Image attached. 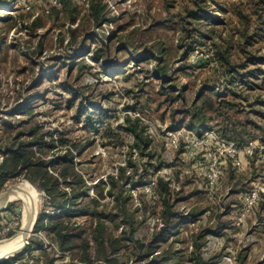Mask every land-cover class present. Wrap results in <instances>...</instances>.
Returning a JSON list of instances; mask_svg holds the SVG:
<instances>
[{
	"label": "rangeland",
	"instance_id": "1",
	"mask_svg": "<svg viewBox=\"0 0 264 264\" xmlns=\"http://www.w3.org/2000/svg\"><path fill=\"white\" fill-rule=\"evenodd\" d=\"M259 1L9 0L0 5V165L3 149L38 138L49 148H36V157L54 163L67 151L59 144L67 137L78 148L73 156L88 185L85 195L95 199L93 187L104 181L106 196L107 176H116L121 166L130 175L131 161L134 180L146 178L142 186H126L133 239L140 247L150 245L163 227L167 206L184 220L156 240L151 255L140 249L135 253L134 245L127 244L115 255L117 264H194L197 255L208 264H264V106L250 107L264 100V92L245 90L239 100L204 62L208 52L203 40L189 52L191 40L186 38V29L198 23L205 32L211 20L233 19L235 23L226 21L227 30H244L234 10L240 3L248 5L247 10ZM92 5L101 8V19L94 20ZM197 15L201 19L191 20ZM253 31L248 27L245 33L259 41L264 55V41ZM157 68L166 75H158ZM201 90L214 92L213 99L222 97L234 107L216 105L219 112L210 113L209 100L201 101L208 118L198 133L189 129L187 114L194 104L201 105ZM246 97L248 102L242 100ZM126 120L138 121L154 158L132 148L135 142L129 133L101 138L106 127L125 129ZM32 128L36 132L29 137ZM250 144L252 154L246 152ZM12 176L0 194L29 182L23 174ZM30 184L37 207L28 244L0 264H37L32 257H38L39 249L51 258L62 257L56 264H75L76 252L58 251L45 227L35 229L42 212H54L44 206L46 195ZM166 186L168 195L163 192ZM106 202V197L101 200ZM0 213L3 242L24 227L22 203L9 202ZM84 221L78 219L80 224ZM104 223L113 236L128 229L122 217L114 222L118 227L106 218Z\"/></svg>",
	"mask_w": 264,
	"mask_h": 264
},
{
	"label": "trees",
	"instance_id": "2",
	"mask_svg": "<svg viewBox=\"0 0 264 264\" xmlns=\"http://www.w3.org/2000/svg\"><path fill=\"white\" fill-rule=\"evenodd\" d=\"M8 1H0V5L9 4L6 3ZM247 7L249 6H243L240 3L238 9L234 10L238 16V18H235L236 21L244 28L242 31L235 30L232 27L230 30H227L228 23L226 21L235 23L233 19L226 20V24L223 27L222 25L225 22L222 23L219 20L214 22L211 20L205 32L200 30V24L198 23L196 27L193 26V29H186V38L191 40V45L188 47L189 52L192 51L195 45L201 46L203 40V45L207 47L208 52L204 62L207 65L213 66V71L225 80L226 85L235 90V94H238L240 97H238L239 100L243 96L240 92H244L245 90H253L254 93L264 92V55L260 52L263 47H257L259 41L250 39L253 37L245 33L248 27L249 29L253 28L254 31L252 33H254V37L259 35L260 39L264 41V0L253 3L250 9L244 10ZM92 10V16L93 18L95 17L94 20L101 19V8L92 5ZM227 12L229 11L227 10ZM197 16L198 18H190L191 20L201 19L200 15ZM8 19L7 24L12 21L10 17ZM71 33L72 39H74L77 30L73 29ZM98 51L100 50L94 52L96 53V58L101 57ZM157 73L158 75L165 76L167 72L157 68ZM212 94L214 92L209 93L205 90H201L199 93L197 102H200L201 105L194 104L191 113L187 114L190 120V123H187L189 129L200 133L207 126L204 124L208 117L205 115V108L201 102L203 100H209L207 110L210 113L219 112L217 106L227 109L234 107L233 103L223 101L222 97L213 99ZM246 96L249 97V95ZM247 97L242 100L248 102ZM214 100L218 101L214 102ZM257 105L264 106V100H255V103L250 104V107ZM77 113L79 116L83 115L81 111ZM35 132L36 129L32 128L29 132V137H33ZM121 133H129L133 136L135 144L132 148L137 149L141 156L154 158L153 155L147 152L151 144L143 135V131L139 129L138 121L131 122L130 120H126L125 129L117 128L116 130H112L110 127H106L102 131L101 138L108 140L117 136L116 134L123 136ZM223 133V135H226L225 131ZM14 140H17V138L14 137ZM59 144L67 148V151L61 157H58L54 163L52 161L46 162L42 158L36 157L38 154L36 148H49V145L41 142V138L30 143H14L3 149L4 159L0 165V189L2 188V184L11 178L10 176L15 175L17 177L23 174L25 179L38 190L42 191L46 195L44 206L49 208L48 212H54V214L46 215V213L42 212L38 222L35 224V229L38 230L45 227V233L50 236L52 243L58 251L63 253L76 252L73 255V259L76 260L74 261L75 264H117V257L115 255L124 246L126 248L127 244L134 245L132 247H134L135 253L136 250L140 249L147 256L148 254L151 255L154 252V245L158 238H165V235L170 234L171 230L183 224L182 220H184V216L173 211L171 205H166L167 207L163 214L164 224L160 230L154 233V243L152 240L150 245L146 247L141 245L140 247L139 241L133 239V219L127 211V205H129L131 196L127 194L128 190L126 186L136 187L137 184L142 186L146 183V178L138 176L134 180L136 170L133 169L131 161H128V166L132 168L130 175L126 176L125 167H119L116 176H107V181L109 182L106 196L103 193L105 183L104 181H100L93 187L95 199L88 197V195H85L88 185H86V181L80 171L75 168L77 163L74 161L73 150L76 153L78 152L76 144L67 137L59 139ZM79 148L83 149L82 146H79ZM50 165L52 166L49 167ZM154 169L156 170V168ZM69 177L71 179L67 180ZM63 188H68L70 193H66V190H63ZM163 190L164 195L169 194L167 186ZM105 197L107 202L101 203V200H105ZM116 209L117 213H114ZM45 217L49 218L47 223L43 222ZM120 217L128 223V229L122 231L119 236H113L112 233H108V225L104 223L105 218L106 222H112L114 227H118L114 222ZM83 218L85 221L83 224H80L78 219ZM32 246L34 245L31 244L30 247ZM30 247L28 245L25 252H28ZM38 253L37 258L32 257V260H35L37 264L39 260H41L42 264H56L58 258H62H51L48 252L42 249H39ZM60 261L62 262V259ZM193 261L194 264H208L203 262L200 255L195 256Z\"/></svg>",
	"mask_w": 264,
	"mask_h": 264
},
{
	"label": "bare ground",
	"instance_id": "3",
	"mask_svg": "<svg viewBox=\"0 0 264 264\" xmlns=\"http://www.w3.org/2000/svg\"><path fill=\"white\" fill-rule=\"evenodd\" d=\"M7 191L11 192V196L8 199L9 202L19 201L23 206V225L17 235L3 242H0V261L21 251L25 244L26 239L32 229L34 219L36 217V191L33 186L27 182H21L17 185L11 186ZM3 203L0 201V206Z\"/></svg>",
	"mask_w": 264,
	"mask_h": 264
},
{
	"label": "water",
	"instance_id": "4",
	"mask_svg": "<svg viewBox=\"0 0 264 264\" xmlns=\"http://www.w3.org/2000/svg\"><path fill=\"white\" fill-rule=\"evenodd\" d=\"M10 196H11V192L10 191H5L4 193L0 194V201H2V203H3V205L0 206V211H2L3 209L6 208V205L8 204L7 201H8V199H9ZM26 244H28L27 241H26ZM13 255H11V256H13ZM8 257H10V256H8Z\"/></svg>",
	"mask_w": 264,
	"mask_h": 264
},
{
	"label": "built area",
	"instance_id": "5",
	"mask_svg": "<svg viewBox=\"0 0 264 264\" xmlns=\"http://www.w3.org/2000/svg\"><path fill=\"white\" fill-rule=\"evenodd\" d=\"M231 152L234 153L235 152L234 149H232ZM246 152L248 154H252L253 153V147H252L251 144L247 147Z\"/></svg>",
	"mask_w": 264,
	"mask_h": 264
}]
</instances>
